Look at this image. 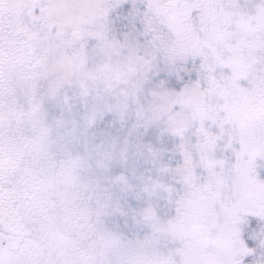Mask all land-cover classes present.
<instances>
[{
	"label": "snow or ice",
	"instance_id": "1",
	"mask_svg": "<svg viewBox=\"0 0 264 264\" xmlns=\"http://www.w3.org/2000/svg\"><path fill=\"white\" fill-rule=\"evenodd\" d=\"M0 264H264V0H0Z\"/></svg>",
	"mask_w": 264,
	"mask_h": 264
}]
</instances>
